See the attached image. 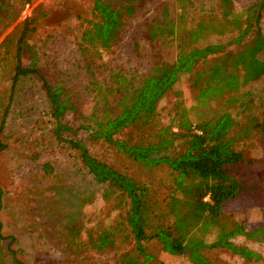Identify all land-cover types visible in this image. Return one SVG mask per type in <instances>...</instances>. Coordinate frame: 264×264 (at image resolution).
<instances>
[{"label": "rangeland", "instance_id": "374dc122", "mask_svg": "<svg viewBox=\"0 0 264 264\" xmlns=\"http://www.w3.org/2000/svg\"><path fill=\"white\" fill-rule=\"evenodd\" d=\"M256 1L229 0L223 5L221 0H137L133 14L125 18L118 41L108 49H101L82 41V33L94 20L93 0H10L12 20L3 27L0 45L7 36L15 44L23 25L34 19L28 24L34 29L28 33L26 51L24 43L22 62L39 66L51 83L66 88L78 113L68 111L64 122L74 128L81 123V116H87L94 106L97 87L92 81L105 87L112 73L146 74L159 59L173 63L181 52L223 45L222 52L200 60L192 72L179 75L172 89L157 102L156 116L149 126L124 129L120 140L128 143L155 140L158 127L174 126V108L179 102L190 110L189 116L194 120L195 116H211L216 109L229 108L225 100L241 94H245L240 101L244 102V109L239 102L231 104L230 111L242 120L255 117L261 123L264 120V75L241 83L242 71H234L239 81L235 91L193 109L198 85L204 82L209 68L220 62L226 53L238 52L247 40L235 41L239 29L234 22L240 17L251 21L255 14L249 10ZM107 2L119 7L128 0ZM223 14L229 17L225 19ZM259 15V27L264 36V11ZM158 25L162 26L163 36L150 40L148 36ZM244 26L242 22V28ZM199 29L201 35L197 37ZM79 44L86 46L88 53L82 54ZM4 50L9 51L0 47V52ZM258 58L264 62V48ZM226 64L230 73V61ZM13 65L12 57L7 63L0 62V112L9 106L3 131L6 148L0 152L3 236L0 264H143L127 225V199L110 184L97 183L77 155L55 140L53 120L48 115L47 100L38 78L20 77L10 95ZM78 137L84 140L93 156L149 189L152 225L171 224L173 218L167 212L173 205L183 212L181 224L189 219L183 203L185 194L175 183L177 174L169 167L135 162L112 146L92 143L83 131ZM255 137L256 152L261 157L254 174L258 188L256 191L248 189L224 206L221 223L230 230L240 225L252 232L264 225V131L258 130ZM44 164L49 165L52 174L43 172ZM172 198L183 201L171 202ZM164 213L165 218L157 216ZM218 237L215 229L205 235L208 243ZM231 241L264 258V240L257 242L238 235ZM144 246L152 256L148 264H193L186 254L172 256L164 252L155 240L147 241ZM202 254L211 264H264L262 260L250 261L223 248L206 249Z\"/></svg>", "mask_w": 264, "mask_h": 264}, {"label": "trees", "instance_id": "16d2710c", "mask_svg": "<svg viewBox=\"0 0 264 264\" xmlns=\"http://www.w3.org/2000/svg\"><path fill=\"white\" fill-rule=\"evenodd\" d=\"M136 1L128 0V3L114 7L108 4L107 0H93L94 20L82 33V41L101 49L111 47L120 38L125 18L133 14ZM228 2L229 0H221L223 5ZM10 3V0H0V36L3 27L12 20ZM261 10L264 11V0H257L249 10L255 14L251 21L250 18L246 21L243 17L235 20L234 24L239 29L235 41L240 42L245 38L247 40L238 52L226 53L220 62L209 68L204 82L198 85L195 98L197 103L193 109L204 107L207 102L215 98L220 99L222 94L235 91L239 81L234 71H242L241 83L255 81L264 75V62L258 58V54L264 48V36L259 27ZM223 15L225 19L229 17L228 14ZM33 21L34 19L27 20L23 25L24 28L15 44H12V39L7 36L0 45L1 48L9 49L0 52V62L7 63L11 57L14 60L10 95L20 77L38 78L47 100L48 115L53 120L52 135L55 140L77 155L80 163L87 168L97 183L110 184L127 199V225L133 234L134 249L142 257L143 264H148L152 260L144 246L149 240L157 241L162 250L169 255L186 254L193 264H211L202 252L215 248L227 249L250 261H264L260 254L247 247L237 246L231 241V238L238 235L257 242L264 240V225L247 232L240 225L230 230L221 223L225 214L224 206L227 203L248 189L256 191L258 188V180H254V174L261 157L256 152L255 134L258 130L264 131V120L259 123L253 117L245 121L230 111L231 104H238L245 94L226 99L229 108L226 106L216 109L211 116L201 118L195 116L194 120L189 116L190 110L179 102L174 108V126L158 127L155 140L137 143L120 140V134L124 129L136 125L149 126L152 123L156 116L157 102L172 89L180 74L192 72L197 62L222 52L225 46L208 45L184 51L173 63L159 59L146 74L112 73L105 87L92 81L97 87L94 106L87 116H81V123L74 128L64 122V116L68 111L78 113L77 105L66 88L51 83L39 66H27L22 62L24 43L26 51L28 33L34 29L29 28L28 24ZM242 22L245 23L243 28ZM161 27L158 25L157 30L148 36L150 40L163 36ZM200 32L201 29L195 36H200ZM79 48L82 54L88 53L86 46L79 44ZM227 61H230L229 66L232 68L230 73L227 70ZM8 107L7 105L0 112V152L6 148L3 131ZM240 107L244 109V102ZM80 131H83L92 143L102 142L112 146L135 162L148 166L169 167L177 174L175 183L185 194L184 201L172 198L171 202L183 201L189 219L187 221L185 219L186 222L181 224L183 212L178 210L177 205H173L167 212L173 218L171 224L160 222L152 225L149 189L93 156L84 140L78 137ZM42 169L46 174L53 173L48 164H44ZM238 173H241V176H237ZM262 182L264 185V179ZM157 216L165 218L166 213ZM212 229L218 231L219 237L208 243L205 235ZM2 237L0 224V238ZM100 240L103 241L102 237Z\"/></svg>", "mask_w": 264, "mask_h": 264}]
</instances>
